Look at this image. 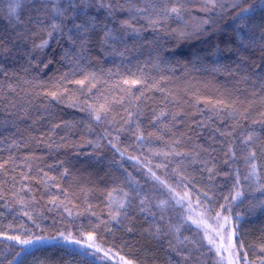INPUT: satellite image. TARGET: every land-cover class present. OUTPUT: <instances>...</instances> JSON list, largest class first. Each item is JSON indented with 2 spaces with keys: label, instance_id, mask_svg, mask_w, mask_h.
<instances>
[{
  "label": "trees",
  "instance_id": "1",
  "mask_svg": "<svg viewBox=\"0 0 264 264\" xmlns=\"http://www.w3.org/2000/svg\"><path fill=\"white\" fill-rule=\"evenodd\" d=\"M9 2L0 0V42L6 49L0 53L2 264L20 250L3 234L55 237L32 246L23 264H84L72 253L78 246L65 243L59 232H71L76 239L95 233L105 250H119L132 264H225L201 229L185 222L176 232L184 203L176 205L168 197L186 192L196 208L208 204L211 217L216 211L231 214L233 243H243L250 264H259L264 211L250 208L264 199V193L255 191L264 184V41L259 40L264 13L255 19V46L236 53L226 51L225 45L232 41L235 46L233 29L239 21L233 17L238 9L225 13L218 5L204 11V0H179L183 19L161 18L154 27L150 21L158 13L152 3L162 9L177 0H119L125 11L115 14L116 27L130 20L140 35L127 36L115 52L97 43L86 59L76 62L74 50L58 33L47 47L34 48L47 38L44 29L51 21L36 23L44 14L32 0H22L19 20L10 21ZM101 2L108 0H95L89 12L103 21L108 13ZM112 3L117 6V0ZM136 8L147 11L137 13ZM206 19L212 23L203 24ZM181 32L186 33L183 38ZM217 45L222 54L211 55ZM66 49L71 58L64 57ZM132 80L141 83L133 85ZM93 110L99 112V121ZM250 132L256 136L246 146L242 141ZM250 148L256 152L257 174L245 179ZM103 170L101 179L97 173ZM45 174L53 179L44 183ZM237 189L243 196L233 202ZM123 192L130 193V202L117 223L110 214L118 206L113 201L124 199ZM161 200L169 201L163 209L156 207ZM93 264L104 262L93 258Z\"/></svg>",
  "mask_w": 264,
  "mask_h": 264
},
{
  "label": "snow or ice",
  "instance_id": "2",
  "mask_svg": "<svg viewBox=\"0 0 264 264\" xmlns=\"http://www.w3.org/2000/svg\"><path fill=\"white\" fill-rule=\"evenodd\" d=\"M32 2L36 6L37 12H43L44 19H37L36 23L40 25L46 24L47 21H51L48 24L47 28L44 29L46 31L47 38L42 39L38 45H34V48L43 49L48 46L49 39H51L54 34H59L61 37L65 38L70 45V49L75 52V61L79 62L87 58V53H89L91 47L95 44H99L101 49L106 50L107 48H112L113 52L116 51L115 45L117 43H124L125 38L127 36H136L140 35V30L133 27L130 20H121L119 23V27L115 25V14L120 11H125L122 4H119V0H117V6H113L112 0H108L107 3H100V7L107 10L108 15L104 18V20H100V18L96 15H93L89 12V9L92 7L95 0H32ZM22 0H10L7 5V17L10 19L19 20L17 10L21 7ZM49 3L51 7L49 8ZM210 5V7H209ZM223 10L225 13H231L234 9H238V11L234 14V21H239L236 27L233 29V33L235 36V46H232V41H229L225 45V50L228 52H236L241 53L243 51H247L249 48L254 47L257 37L255 34V29L258 26L255 23V19L258 15L264 13V0H253L252 3H249L248 0H233L230 5H226L221 3V0H204V5L202 10L204 11H212L217 6ZM242 5H244L242 7ZM152 10L157 12V17L155 19H151L150 23L152 26H156L160 24L161 18L169 19L173 16L181 20L182 16V5L177 2L173 3L170 7L167 3L164 4L162 9L159 8V3L154 2L151 5ZM128 11H132V9H128ZM146 8H136L135 12L143 13L146 12ZM111 17V20H109ZM135 18V17H133ZM261 19H264V16H261ZM109 23L112 24L109 27ZM212 23L210 20H204L203 24ZM123 30V32H122ZM130 30V31H128ZM198 30H203L202 26ZM186 33L181 32L180 36L183 38ZM259 40L264 41V29H261ZM261 49L264 50V43L261 44ZM6 51L3 49L2 42H0V53ZM222 54V50L217 45L212 51L211 55L219 56ZM159 55V53H158ZM65 58H71V51L66 49L64 53ZM259 67V66H258ZM88 77H85L87 80ZM85 80H77L75 83L83 85ZM125 83H129V81L125 80ZM131 84L135 85L137 83H141L138 80H132ZM53 99H57V95L55 92L51 93ZM91 107V106H89ZM101 110L106 111L107 109L102 105ZM94 111V118L99 121L101 116L98 111ZM129 118H131L132 113H129ZM163 116L164 113H161ZM127 123V121H126ZM58 127V126H57ZM256 136L255 132H250L242 141L243 144L249 146ZM142 137L137 136V139H141ZM114 148L115 145H112ZM119 151V149H116ZM229 152L232 153L233 157L235 156V152L233 148L229 147ZM122 155V154H121ZM175 155H180V153H175ZM256 152L250 148L248 156L245 157L246 160L251 161L250 171L248 176L255 177L257 174V164L255 162ZM3 167V165H0ZM211 171V169H209ZM65 174H67V170H65ZM131 174H129L130 176ZM47 177V174H45ZM151 176L153 179L157 180L160 184L168 187L164 181L160 180V178L156 175L155 172H151ZM23 179H27L28 177L25 175L22 177ZM53 178L47 177L44 183H47L49 180ZM237 184H239V179H237ZM57 187H59L57 185ZM131 188V192L136 196H139V192L136 191L134 187L129 185ZM23 190V189H22ZM115 191V190H114ZM168 191L170 194L173 193V189L168 187ZM255 191H260L264 193V184L260 185ZM109 198L112 197L113 193L109 192ZM189 194L186 192L183 197H176L172 195V199H175L177 205H183L184 201L188 198ZM205 196L207 194L205 193ZM243 196V192L239 189L235 191V194L231 196V200L233 202L238 201ZM124 199L119 201H113L118 206L115 208V214H110V219L112 221H116L119 223V217L122 214L121 210L126 209L129 205V192H123ZM2 199V196H0ZM210 200V198H209ZM225 200H228V197H225ZM55 201L53 200V203ZM198 204L200 201H197ZM19 203L23 206L25 204L23 197H20ZM169 203L168 200H161L156 207L163 209ZM59 206V205H57ZM191 207V202L189 201V208ZM221 209H225V205H220ZM259 209L260 211H264V199L259 200L257 203L252 204L250 211H256ZM145 208V199H140V211L144 212ZM228 212H231V208L229 207ZM212 212V208L209 207L208 204H204L203 209L200 213V218H193L191 215L186 219L190 220L193 225H195L198 229L203 230L204 239L207 240L208 245L212 248L216 249L217 255L221 257V260L224 259L222 253H228V264H250L248 260V253L244 251L243 243L237 245L233 243V237L236 235L235 231L231 234L228 233V227L232 224L233 217L231 214L223 215L220 211H216L215 217H211L209 214ZM71 215V213H69ZM125 216L127 212L123 213ZM28 215V213H25ZM163 218V217H161ZM205 218L213 221L211 225L205 222ZM31 219V216H29ZM221 219H223V223H221ZM176 232L179 233L180 226H176ZM131 231V229H129ZM159 231V230H157ZM4 239L14 242L15 245L20 246V250L16 252V255L12 260L8 261V264H23L24 257L26 255H30L31 252L29 249L32 246L43 244L45 241L55 239V237H47L43 235H7L3 234ZM58 236L69 245H77L78 248L73 249L72 253L76 256H79L80 260L84 262V264H93V258L99 259L104 262V264H108L109 261H114L115 264H132L131 261L126 260L124 256L118 255L119 250L113 251L112 248L105 250L103 245L97 242V235L95 233H88L86 236L82 234L81 239H76L73 237L71 232L65 234L64 232H59ZM219 237L221 240L220 244H217L216 238ZM187 240V237L184 238ZM177 240L179 241V236H177ZM225 240L227 246H225ZM172 250L176 252L177 255H181V252L172 247ZM260 252L264 253V246L260 248ZM102 255H99L101 254ZM242 253V255H241ZM187 255L185 254V259ZM259 264H264V256H258ZM2 264V261H0ZM255 264V262H252Z\"/></svg>",
  "mask_w": 264,
  "mask_h": 264
},
{
  "label": "rangeland",
  "instance_id": "3",
  "mask_svg": "<svg viewBox=\"0 0 264 264\" xmlns=\"http://www.w3.org/2000/svg\"><path fill=\"white\" fill-rule=\"evenodd\" d=\"M97 173V172H96ZM106 172L103 170L102 172H99L98 171V173H97V176L99 177V178H101V179H103V175L105 174ZM163 190V189H162ZM158 191L159 192H161V189L159 188L158 189ZM176 197H182L181 195H175ZM168 199H170V201H172L173 203H175L176 204V201H175V199H172V196H170V197H168ZM177 205V204H176ZM201 209L200 208H196L195 206H193L192 204H191V207L189 208V199H186L185 201H184V208H183V211L182 212H180V213H178V219H179V222L177 223V226H180L182 223L183 224H190L191 223V221L190 220H187L186 218L188 217V216H192L193 218H197V219H199L200 218V213H201ZM186 222V223H185ZM205 222L207 223V224H209V225H211L212 223H213V221H211V220H209V219H207V218H205ZM221 223H223V219H221V221H220ZM192 224V223H191ZM195 226V225H194ZM203 231V230H202ZM228 233L229 234H231V231H230V229H229V227H228ZM173 235H175V231H174V233H173ZM216 240H217V244H220L221 243V240L219 239V237H217L216 238ZM225 246H227V244H226V240H225ZM222 255H223V257H224V259L222 260V262H224L225 264H228V253L227 252H224V253H222Z\"/></svg>",
  "mask_w": 264,
  "mask_h": 264
}]
</instances>
